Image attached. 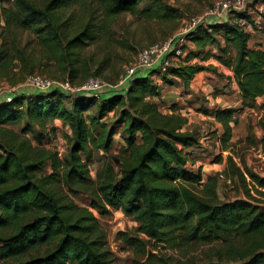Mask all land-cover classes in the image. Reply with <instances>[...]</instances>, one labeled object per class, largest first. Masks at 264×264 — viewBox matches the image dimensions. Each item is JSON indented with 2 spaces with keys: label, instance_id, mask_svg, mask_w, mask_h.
I'll use <instances>...</instances> for the list:
<instances>
[{
  "label": "trees",
  "instance_id": "obj_1",
  "mask_svg": "<svg viewBox=\"0 0 264 264\" xmlns=\"http://www.w3.org/2000/svg\"><path fill=\"white\" fill-rule=\"evenodd\" d=\"M12 1L13 8L0 0V78L16 65L32 69L41 56L61 64L74 83L91 60L82 59L83 50L107 36L121 13L146 20L169 16L161 0H93L100 8L99 19L90 3L83 4L85 18H66L65 10L76 0H42L39 5L34 0ZM72 18L78 22L69 23ZM241 18L252 22L247 7L220 18L205 16L185 34L194 48L186 52L184 63L161 73L157 65L138 70L120 88L71 95L58 88L36 92L20 84L0 96V264H110L107 234L94 214L104 215L109 207L137 223L135 234L119 233L125 244L144 255L133 264H172L159 256L158 247L216 241L225 248L202 264H264V176L243 172L228 154L225 172L238 178L243 197L218 200L216 178L202 182L200 170L190 168L191 150L199 146V138L184 130L187 117L175 111L176 104L163 113L151 99L160 96L154 75L185 90L198 72L217 70L203 63L213 58L231 69L242 108L253 107L256 98L263 97L258 125L264 153V48L249 45V33L237 23ZM25 31L35 37L37 56L22 41ZM99 70L101 66L92 73ZM109 112L117 113L114 127H121L125 146L119 154H108L114 127L103 118ZM202 112L221 125L217 139L223 151L230 149L236 109ZM53 119L69 129L64 167L45 143L47 128L50 133L56 130L47 125ZM20 120L24 125L18 132L4 127ZM98 150L108 160L92 181L83 155L89 160ZM47 168L50 173H45ZM76 190L90 194L92 209L74 202L70 193Z\"/></svg>",
  "mask_w": 264,
  "mask_h": 264
},
{
  "label": "rangeland",
  "instance_id": "obj_2",
  "mask_svg": "<svg viewBox=\"0 0 264 264\" xmlns=\"http://www.w3.org/2000/svg\"><path fill=\"white\" fill-rule=\"evenodd\" d=\"M34 1L38 5L43 2L42 0ZM161 1L166 7V11L169 12V16L164 19H138L130 13L124 12L111 22L109 34L83 50L82 59L91 57V60L86 62V64L89 63L88 68L79 70L73 84H79L80 81H84L90 75H95L111 86L117 85L125 66L134 60L139 49L179 33L191 16L204 15L212 2V0ZM87 3L91 4L96 19H99L98 15H101L100 8L93 0H76L71 3L65 10V17L68 18L72 15L77 18L79 15L80 19L85 18L84 5ZM143 4L144 1L138 4V7L141 8ZM260 4H264V1L247 0V7L250 9L249 14L252 20L250 22L251 28L247 32L250 35L249 45L264 47V13H261L256 8ZM3 5L13 8V1L4 0ZM68 22L76 23L78 21L72 18ZM22 41L28 44L27 49L30 53L35 56L40 54L35 37L31 33L25 31ZM194 61L198 62L199 58H195ZM212 62L216 63L217 70L215 72L205 71L196 75L189 84L190 86L184 90V92L190 91L188 94L183 93L181 88H168L164 91V97L160 95L151 99L157 103L163 113H169L171 106L175 104L184 111L185 115L183 116L187 117L184 130L195 132L199 138V146H195L192 150L189 149L192 152L193 161L192 159L190 160L194 163L193 165L190 164V168L194 171L200 170L202 182L206 181L208 177L216 178L215 192L218 200L223 201L243 197V187L240 185L238 178L225 172L226 163L224 157L228 154L232 155L234 161L243 172L249 170L259 176H264V153L259 144L262 131L258 125V120L263 115V111L258 108L257 103L253 107L242 108L239 95L236 92V86L230 79L231 72H229L227 66L218 64L219 62L213 58L203 63L209 64ZM100 66L101 70L97 72V75L92 73ZM30 72L39 73L59 81L68 80L67 72L61 64L55 63L54 60L48 61L46 58L37 56L36 64H34L32 69L27 68L25 70L16 65L6 77L0 78V91L15 89ZM157 78L159 77H153L155 80ZM175 91H177V94ZM214 106L233 107L236 109L233 114L235 120L231 122L232 137L230 149L225 151L221 149L217 139L218 130L220 129L221 131L220 124L214 118L202 112V109H209ZM188 109H190V112H188ZM116 116L117 113L109 112L103 120L108 127H114L115 123L113 121ZM23 125L24 120H20L4 127L18 132ZM47 125L56 126V130L54 133H50L51 131L47 128L49 136H46V147L57 153V157L62 167H64L67 163L69 151L65 135L69 134V129L63 126L62 123L57 125L54 119L47 121ZM120 132L121 127L115 126L113 143L108 154H119L122 147L125 146ZM27 135L30 136L29 133ZM59 151L60 155H58ZM93 153V158L89 160L83 155V158L88 162L92 181L95 180L96 169L102 166L103 161L108 160L107 154L101 150L93 151ZM219 155H222L223 159L218 158ZM50 172V168L45 171V173ZM246 176L247 174H245ZM249 180L247 176V181ZM200 187L198 186L197 188L200 189ZM70 194L74 202L79 206L92 209L90 204L91 196L88 192L76 190ZM94 214L98 223L107 234V245L113 253V260L110 264H133L135 259H143L144 255L141 251L138 248H134V246L130 247L125 244L119 234L120 232L135 234L137 223L132 217L125 215L119 209L110 207L104 215H99L96 211H94ZM217 242L209 245L181 242L177 247H158L157 250L159 251V256L167 258L172 264H202L209 259H216L217 251L225 248L224 245Z\"/></svg>",
  "mask_w": 264,
  "mask_h": 264
},
{
  "label": "built area",
  "instance_id": "obj_3",
  "mask_svg": "<svg viewBox=\"0 0 264 264\" xmlns=\"http://www.w3.org/2000/svg\"><path fill=\"white\" fill-rule=\"evenodd\" d=\"M246 7L247 0H212L210 7L205 14L201 16H191L187 20L183 30L179 33L138 50L134 60L129 65L125 66L124 72L121 75L118 84L115 86H111L107 82L95 76L88 77L82 83L73 84L68 80L59 81L39 73L27 74L21 85L36 92H45L48 89L58 88L71 95L81 92L96 94L104 89L120 88L138 70H148L157 65L159 73H161L170 66L184 63V56L187 51L186 46L189 43L185 34L194 30L199 24H201L205 16L210 15L215 18H220L227 12L244 10ZM256 8L261 13H264V4H260ZM247 9L250 12L248 7ZM237 23L246 32L251 28V24L247 19H238ZM154 76H159V74ZM6 92L10 91H0V96ZM7 100H10V98L7 97ZM58 155H60V151L58 152Z\"/></svg>",
  "mask_w": 264,
  "mask_h": 264
},
{
  "label": "crops",
  "instance_id": "obj_4",
  "mask_svg": "<svg viewBox=\"0 0 264 264\" xmlns=\"http://www.w3.org/2000/svg\"><path fill=\"white\" fill-rule=\"evenodd\" d=\"M251 46V45H250ZM256 46H259V45H256ZM261 47V46H260ZM194 48V45L192 44V42H189L188 43V45H187V51L188 50H190V49H193ZM262 48H264V47H262ZM186 51V52H187ZM194 61V60H193ZM211 64H213V65H215L216 63H211ZM219 64V63H218ZM221 65V64H220ZM215 66H217V65H215ZM223 66V65H222ZM228 68V70H229V72H231V74H230V79L233 81V84L236 86V92L238 93V95H239V91H238V88H237V85H236V82H235V80H234V78H233V73H232V71H231V69L229 68V67H227ZM201 72H205V71H201ZM201 72H198L196 75H198V74H200ZM195 75V76H196ZM194 76V77H195ZM157 77H159V78H157L156 80H155V82L158 84V86H159V88H160V95L161 96H163L164 97V91L166 90V89H168V88H170V89H173V88H175V89H180L181 88V90H182V92L183 93H185V94H188L190 91H187V92H184V89H183V87L180 85V84H174V85H168V84H165L164 82H162V80H161V78H160V76H157ZM194 79V78H193ZM192 79V80H193ZM191 83V82H190ZM190 86V85H189ZM176 92V94H177V91H175ZM239 98H240V101H241V97H240V95H239ZM262 98L263 97H258V98H256V103L258 104L261 100H262ZM175 103V102H174ZM216 107H218V106H214V107H210L209 109L211 110V109H215ZM175 111L176 112H180L182 115H185V113H184V111H182L181 109H180V107L178 108V105H176L175 106ZM223 108V107H222ZM190 109H188V112H190L189 111ZM171 111V109L169 110V112ZM189 115H190V113H188ZM209 116V115H208ZM211 118H213L212 116H210ZM54 121H55V123L57 124V125H61V122H60V120L59 119H54ZM221 126V125H220ZM220 132V129L218 130V133Z\"/></svg>",
  "mask_w": 264,
  "mask_h": 264
}]
</instances>
